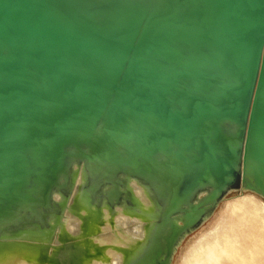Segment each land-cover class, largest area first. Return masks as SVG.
Instances as JSON below:
<instances>
[{"label": "bare ground", "instance_id": "bare-ground-1", "mask_svg": "<svg viewBox=\"0 0 264 264\" xmlns=\"http://www.w3.org/2000/svg\"><path fill=\"white\" fill-rule=\"evenodd\" d=\"M236 188L264 199V0H0V264H171Z\"/></svg>", "mask_w": 264, "mask_h": 264}, {"label": "rangeland", "instance_id": "rangeland-1", "mask_svg": "<svg viewBox=\"0 0 264 264\" xmlns=\"http://www.w3.org/2000/svg\"><path fill=\"white\" fill-rule=\"evenodd\" d=\"M135 190L140 196L136 185ZM133 221L140 227L139 221ZM139 227L133 226L131 233L141 235ZM207 246L216 251L215 258L206 259L203 249ZM194 250L202 264H264V199L234 189L202 225L184 238L171 264H189Z\"/></svg>", "mask_w": 264, "mask_h": 264}]
</instances>
